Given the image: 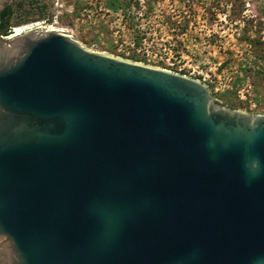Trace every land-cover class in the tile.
I'll use <instances>...</instances> for the list:
<instances>
[{
  "label": "water",
  "instance_id": "1",
  "mask_svg": "<svg viewBox=\"0 0 264 264\" xmlns=\"http://www.w3.org/2000/svg\"><path fill=\"white\" fill-rule=\"evenodd\" d=\"M0 264H264V114L45 25L0 36Z\"/></svg>",
  "mask_w": 264,
  "mask_h": 264
},
{
  "label": "rangeland",
  "instance_id": "2",
  "mask_svg": "<svg viewBox=\"0 0 264 264\" xmlns=\"http://www.w3.org/2000/svg\"><path fill=\"white\" fill-rule=\"evenodd\" d=\"M8 28L49 25L91 51L206 85L264 114V0H0Z\"/></svg>",
  "mask_w": 264,
  "mask_h": 264
},
{
  "label": "trees",
  "instance_id": "3",
  "mask_svg": "<svg viewBox=\"0 0 264 264\" xmlns=\"http://www.w3.org/2000/svg\"><path fill=\"white\" fill-rule=\"evenodd\" d=\"M11 11L8 5H5L0 9V35H6L8 28V20L10 18Z\"/></svg>",
  "mask_w": 264,
  "mask_h": 264
},
{
  "label": "bare ground",
  "instance_id": "4",
  "mask_svg": "<svg viewBox=\"0 0 264 264\" xmlns=\"http://www.w3.org/2000/svg\"><path fill=\"white\" fill-rule=\"evenodd\" d=\"M37 26H39V25H37ZM45 26H47L48 28H51L49 25H45ZM28 29H31V28H28ZM25 30H27V29L22 28V27H15V28H13V30L9 33V35L6 38H10V37H12L18 33H21L22 31H25Z\"/></svg>",
  "mask_w": 264,
  "mask_h": 264
},
{
  "label": "built area",
  "instance_id": "5",
  "mask_svg": "<svg viewBox=\"0 0 264 264\" xmlns=\"http://www.w3.org/2000/svg\"><path fill=\"white\" fill-rule=\"evenodd\" d=\"M40 25H42V24H40ZM33 26H34V25H33ZM33 26L29 25V26H27V27L33 28ZM12 30H13V28H9V30H8L7 33H6V35H4V36L0 35V36L3 37V38H6Z\"/></svg>",
  "mask_w": 264,
  "mask_h": 264
},
{
  "label": "flooded vegetation",
  "instance_id": "6",
  "mask_svg": "<svg viewBox=\"0 0 264 264\" xmlns=\"http://www.w3.org/2000/svg\"><path fill=\"white\" fill-rule=\"evenodd\" d=\"M3 8V7H2Z\"/></svg>",
  "mask_w": 264,
  "mask_h": 264
}]
</instances>
